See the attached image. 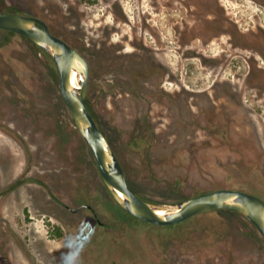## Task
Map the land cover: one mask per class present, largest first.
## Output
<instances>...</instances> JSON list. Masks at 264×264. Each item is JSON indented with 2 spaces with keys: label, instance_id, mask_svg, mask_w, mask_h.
I'll return each instance as SVG.
<instances>
[{
  "label": "rangeland",
  "instance_id": "1",
  "mask_svg": "<svg viewBox=\"0 0 264 264\" xmlns=\"http://www.w3.org/2000/svg\"><path fill=\"white\" fill-rule=\"evenodd\" d=\"M9 11L38 15L87 58L88 109L137 195L172 204L235 189L264 199V84L247 79L250 50L235 48L260 45L264 0H0V12ZM31 115L44 134L25 131ZM79 134L53 57L0 29V195H6L0 264H150L143 252H163L144 246L147 228L110 195ZM61 139L71 146L63 151L83 152L73 154L72 165ZM84 201L125 234L105 233L88 208L65 207ZM216 213L166 228H184L179 241L196 247L198 263L219 254L224 260L253 255L264 264L256 228L238 214ZM201 220L207 232H200ZM112 236L123 237V251ZM131 237L139 238L132 246ZM164 246L166 253L180 252L171 237Z\"/></svg>",
  "mask_w": 264,
  "mask_h": 264
},
{
  "label": "water",
  "instance_id": "2",
  "mask_svg": "<svg viewBox=\"0 0 264 264\" xmlns=\"http://www.w3.org/2000/svg\"><path fill=\"white\" fill-rule=\"evenodd\" d=\"M0 29L27 37L53 57L60 75V91L75 125L92 148L108 191L127 212L143 221L169 226L199 214L235 210L248 218L264 237V199L245 191L216 189L172 204L149 202L137 195L128 184L120 159L88 109L91 67L83 53L53 34L45 21L33 16L0 12ZM75 72L83 78L79 87L72 82ZM117 188L123 191V197Z\"/></svg>",
  "mask_w": 264,
  "mask_h": 264
},
{
  "label": "flooded vegetation",
  "instance_id": "3",
  "mask_svg": "<svg viewBox=\"0 0 264 264\" xmlns=\"http://www.w3.org/2000/svg\"><path fill=\"white\" fill-rule=\"evenodd\" d=\"M260 3L262 4V2L260 1ZM9 13H19V14H23V15H27V16H33V17H36V18H39V19H41V20H43L42 18H40L38 15H36V14H26V13H22V12H20V11H9ZM44 21V20H43ZM49 26V25H48ZM49 29H50V31L52 32V30H51V28H50V26H49ZM259 30V35H258V41L260 42V45H257L256 47H253V46H250V47H248L247 45H244V46H236L235 45V48H238V49H247L250 53H251V55L250 56H248V59H246V58H244L242 55H240L239 57H243L244 58V60L247 62V64H248V67H249V70H248V76H247V79H249L250 77L252 78H254V77H256V79L258 80V79H260L261 80V82L264 84V66H262L261 65V63H264V29H263V27H262V25H260V28H258L257 29V31ZM1 31H4V32H6V33H13V34H18V33H15V32H12V31H7V30H1ZM53 33V32H52ZM54 34V33H53ZM21 35V34H20ZM56 35V34H55ZM58 36V35H57ZM214 37V36H213ZM27 38V37H26ZM30 40V39H29ZM31 41V40H30ZM32 42V41H31ZM35 44V43H34ZM36 45V44H35ZM36 46H38V45H36ZM39 47V46H38ZM39 48H41V47H39ZM42 49V48H41ZM43 50V49H42ZM43 51H45V50H43ZM243 51H245V50H243ZM46 52V51H45ZM263 77V80L261 79ZM247 79H245V78H242V80H246L247 81ZM239 80H240V78H239ZM263 90H264V88H263ZM264 92V91H263ZM11 116H12V113H11ZM17 116H19V115H17ZM31 117H32V115L31 116H29L26 120H25V122H28L29 124H30V128L28 127L25 131H28V132H30V134H33L34 135V133H41V134H44V132L42 131V130H37V127H36V125H35V123H34V121L31 119ZM75 123V122H74ZM77 127V126H76ZM11 129V128H10ZM78 129V128H77ZM14 132L13 133H15V134H18L17 133V131L14 129L13 130ZM79 131V130H78ZM80 133V132H79ZM79 135H81V133L79 134ZM81 137H83L82 135H81ZM62 139H64V136H62ZM62 139H61V144H60V148L62 149V155L65 157V158H67V161H71L72 163H71V165L72 164H74V157H73V154L75 153H77V151H78V148H77V150H74L75 148H73L71 151L70 150H68V151H63V150H65V148H69V147H71L70 145H69V143H68V141H66L67 143H64V141H62ZM83 139L85 140V138L83 137ZM86 141V140H85ZM17 142V141H16ZM88 144V143H87ZM89 145V144H88ZM90 146V145H89ZM92 149V148H91ZM75 151V152H74ZM80 151V150H79ZM80 153H81V155H83V152L82 151H80ZM80 153L78 154L77 153V155L78 156H81L80 155ZM65 154V155H64ZM94 155V154H93ZM73 160V161H72ZM96 160V159H95ZM97 162V161H96ZM121 162V161H120ZM122 164V163H121ZM67 165V164H66ZM78 171H79V173L80 172H84V170H82V171H80L81 170V164L79 165V163H78ZM97 166H98V164H97ZM123 166V165H122ZM68 167H70L71 168V166L69 165ZM123 169H124V167H123ZM25 171L27 170V167H25V169H24ZM98 170H99V166H98ZM6 171H7V169L5 170V173H6ZM59 173H58V175L61 177V176H63L64 174H65V172H66V167H65V165H63V162L60 164H58V170H57ZM125 171V170H124ZM75 173V172H74ZM24 174H26V172H24ZM76 174V173H75ZM126 174V173H125ZM27 175V174H26ZM99 176H100V178H102V176H101V173H100V170H99ZM102 180H103V178H102ZM128 181V180H127ZM103 183H104V181H103ZM10 184H15L14 186H21L22 184L20 183V184H17L16 182H14V183H10ZM27 184V183H26ZM128 184H129V182H128ZM104 185H105V183H104ZM106 186V185H105ZM130 186V185H129ZM107 188V187H106ZM10 190V189H9ZM108 190V189H107ZM16 191V189L14 188V189H11L9 192H8V194H7V196L8 195H10V193L12 194V192H15ZM109 192V191H108ZM110 193V192H109ZM92 193L91 192H89L87 195H91ZM111 195V194H110ZM5 197L6 195L3 193L2 195H0V216H1V213L3 214L4 212H5V206H4V202H2V200H1V197ZM112 196V195H111ZM86 197V196H85ZM84 197V198H85ZM113 197V196H112ZM115 200V199H114ZM116 201V200H115ZM117 203V202H116ZM118 204V203H117ZM119 205V204H118ZM65 207L70 211V212H72V213H78V212H80L82 209H84V208H88L91 212H92V214H93V216L97 219V221H96V224L97 225H99V228H103L104 229V232L105 233H107V234H111V235H113L114 233L116 234V235H119V233L121 234L120 236H123L124 234H125V231H122V230H120V229H118V227H115L114 226V224H109L108 225V223H106V222H103L101 219H100V217H99V213H98V211H97V209L92 205V204H90V203H88V202H82V204H80V205H78L77 207H75V208H73V207H71L69 204H65ZM119 207L128 215V216H130L133 220H136L137 222H139L140 224H141V226H143V227H146L147 228V233H146V235H150V237H148L147 239H145V242H144V240H143V242H144V246L145 247H148L151 251H153L154 252V250H155V248H161L162 250H163V252L162 253H153L152 255L151 254H149V253H144L143 252V256H142V261H147L148 263H150V264H187V260H191L192 262H190L191 264H203V261L205 260V259H203V261H202V263H198L197 262V259L194 257V256H196L195 255V252H192L193 250H197L196 249V247H195V249H193L192 247L191 248H189V247H187V246H185L181 241H179V239H180V237H182V236H185V234H186V232L184 231V228H180V229H182V231L183 232H181L179 229L178 230H173V231H171V229H168L167 230V228L166 227H171V226H176V225H178V224H181V225H179L178 227H181L182 225H184V224H186L187 222L189 223L190 221H192L193 219H195V218H199V217H208V216H199V215H205V214H209V213H214V212H217L216 214H218V213H221V212H227V213H233V214H238V215H240L241 217H244L245 219H247L248 221H249V223L252 225V227H255L256 228V230L258 231L257 233H258V235H259V239L261 240L262 239V241L264 242V237H263V235L261 234V232H260V230L248 219V218H246L243 214H241V213H239L238 211H235V210H217V211H213V212H209V213H205V214H199V215H196V216H194V217H192V218H190V219H188V220H186V221H183V222H180V223H177V224H174V225H169V226H161V225H156V224H153V223H149V222H146V221H143V220H141V219H139V218H137V217H135V216H133L132 214H130L129 212H127L123 207H121L120 205H119ZM236 212H238V213H236ZM110 213V216L113 218V216H114V213L115 212H113V211H110L109 212ZM197 216H199V217H197ZM199 224H202V225H206V226H204L203 228H200V229H202L200 232H204L203 230H206V229H208L209 227H208V225L206 224V222H204L203 220H201V221H199ZM163 227H165V228H163ZM178 227H173L172 229H177ZM115 229V230H114ZM185 232V233H184ZM205 232H207V230L205 231ZM151 233V234H150ZM191 234H195V233H191ZM223 234V232H219V234H218V237H216V239H219V237L221 236ZM220 235V236H219ZM154 236H156V237H154ZM171 237V243L173 242V240H175L176 241V243H178L179 244V253H173V252H170V253H166L165 252V248H166V246H164V245H166V240H167V238L169 239ZM197 237V236H196ZM112 238V240H113V244H115L116 245V248H117V246H119V248H120V250L121 251H123V249H124V247L122 246V243L121 242H119L120 241V239L121 238H123V237H119V236H112L111 237ZM133 238L131 237L130 238V240H131V242H130V245L132 246L133 244L135 245V241L137 240V239H139V238H136L135 237V240H132ZM189 239H191V238H189ZM222 240V239H221ZM187 242H189V241H187ZM175 243V242H174ZM220 243H222V242H220ZM220 243L219 242H217V244H219L220 245ZM135 248V247H134ZM134 250V249H133ZM152 256V257H151ZM209 256V260H210V262L208 263V264H251L252 262L254 263V264H256V262H259L260 260L258 259V258H255L253 255L252 256H249L247 259H241L240 257H238V258H228V259H226V260H224L223 259V257H219V254H218V256H217V254L214 256L213 254H209L208 255ZM255 256H257V255H255ZM261 256V255H260ZM189 257H190V259H189ZM257 257H259V256H257ZM68 260H69V258L67 259V261L66 262H68ZM80 259H78V261H77V263L78 264H81V262L79 261ZM217 260V261H216ZM117 261V260H116ZM131 261H132V263H130V264H142V263H140L139 261V259H131ZM116 264V263H115ZM117 264H120V262H118ZM124 264H129L128 262H125Z\"/></svg>",
  "mask_w": 264,
  "mask_h": 264
},
{
  "label": "bare ground",
  "instance_id": "4",
  "mask_svg": "<svg viewBox=\"0 0 264 264\" xmlns=\"http://www.w3.org/2000/svg\"><path fill=\"white\" fill-rule=\"evenodd\" d=\"M82 76L77 74L76 72L73 74L72 82L76 87H79L80 81L82 80ZM117 192L120 194L121 197H123V191L120 188H117ZM160 214H164V212H160Z\"/></svg>",
  "mask_w": 264,
  "mask_h": 264
}]
</instances>
